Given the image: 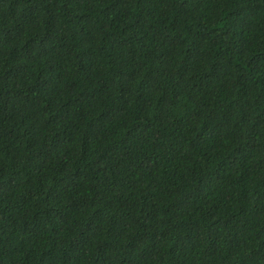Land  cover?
<instances>
[{"label":"trees","instance_id":"trees-1","mask_svg":"<svg viewBox=\"0 0 264 264\" xmlns=\"http://www.w3.org/2000/svg\"><path fill=\"white\" fill-rule=\"evenodd\" d=\"M0 264H264V0H0Z\"/></svg>","mask_w":264,"mask_h":264}]
</instances>
